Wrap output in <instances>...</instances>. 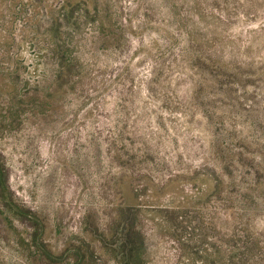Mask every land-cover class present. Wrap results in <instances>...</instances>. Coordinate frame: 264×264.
<instances>
[{
  "label": "rangeland",
  "instance_id": "obj_1",
  "mask_svg": "<svg viewBox=\"0 0 264 264\" xmlns=\"http://www.w3.org/2000/svg\"><path fill=\"white\" fill-rule=\"evenodd\" d=\"M0 264H264V0H0Z\"/></svg>",
  "mask_w": 264,
  "mask_h": 264
}]
</instances>
